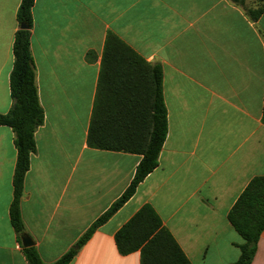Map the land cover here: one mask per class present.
<instances>
[{"label":"crops","instance_id":"obj_1","mask_svg":"<svg viewBox=\"0 0 264 264\" xmlns=\"http://www.w3.org/2000/svg\"><path fill=\"white\" fill-rule=\"evenodd\" d=\"M22 0H0V114L12 106L10 74ZM262 0H35L31 54L44 124L24 180L25 235L11 225L15 134L0 126V264L59 260L121 197L141 155L92 149L88 134L107 37L163 70L168 135L158 167L99 227L70 264H141L120 254L116 233L150 205L191 264H234L242 237L228 214L264 176ZM252 264H264V231Z\"/></svg>","mask_w":264,"mask_h":264},{"label":"trees","instance_id":"obj_2","mask_svg":"<svg viewBox=\"0 0 264 264\" xmlns=\"http://www.w3.org/2000/svg\"><path fill=\"white\" fill-rule=\"evenodd\" d=\"M245 6V0H231ZM35 0H22L17 20L19 29L13 45L10 74L12 106L0 114V126L15 134L17 161L13 176L10 221L19 237L25 235L21 213L24 180L36 152L35 135L45 122L39 100L31 54V30ZM264 13V0L256 10H247L253 20ZM22 25L27 28L23 29ZM262 122L264 124V109ZM168 135L167 109L163 97V70L110 34L107 37L93 115L88 134L92 149L125 152L142 156L129 187L101 215L78 241L84 246L95 231L109 221L136 193L139 185L159 165V156ZM228 220L242 237L241 255L234 264H252L264 231V176L255 177L228 214ZM122 255L141 251V264H191L150 205L143 206L115 235ZM29 264H47L33 248L24 249ZM77 255L71 249L51 264H70Z\"/></svg>","mask_w":264,"mask_h":264},{"label":"water","instance_id":"obj_3","mask_svg":"<svg viewBox=\"0 0 264 264\" xmlns=\"http://www.w3.org/2000/svg\"><path fill=\"white\" fill-rule=\"evenodd\" d=\"M22 28L25 29L27 27L25 25H22ZM22 242H23V246L25 248H29V247L33 246L32 241L27 237L22 238ZM78 248H79V246H75L73 249L78 250Z\"/></svg>","mask_w":264,"mask_h":264}]
</instances>
